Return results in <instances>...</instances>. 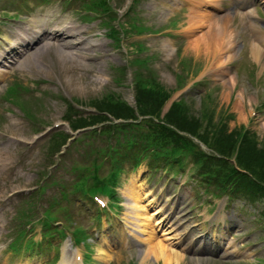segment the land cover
<instances>
[{"label": "rangeland", "instance_id": "1", "mask_svg": "<svg viewBox=\"0 0 264 264\" xmlns=\"http://www.w3.org/2000/svg\"><path fill=\"white\" fill-rule=\"evenodd\" d=\"M102 1L105 6L110 7L111 12L109 9L96 7L98 0H0V32L6 28L8 32L17 30V26L23 23L15 11L37 17L47 13L52 15L51 20L59 21L61 24L67 22L69 26L86 25L87 32L82 34L86 39L80 46H84L88 39L94 40L93 43L95 41L99 43L95 49L85 50L86 55L81 54L82 49L76 48V45L68 48L61 44H51L52 46L46 48L43 46L32 48L31 52L28 51L19 58V61L23 59L19 66L17 65L19 61L13 65L11 75L0 90V192L12 193L2 199L3 205L12 210L4 215V219L7 220L6 218L17 213L20 207L26 206L27 218L33 223L30 226L25 225V228L30 229L26 235L40 239L43 237L40 220L44 211L49 209L54 213L49 227L65 226L66 231L68 230L66 239L62 240L60 245H57L56 231L50 232L53 236L44 237V240L49 239L51 243L57 245V251L53 248L49 250L44 248L35 253L36 249H33L28 253L32 256L28 258L20 257L18 252H9V260L6 263L44 264L48 259L47 264H53L54 261L51 263V259H55L54 264H57L61 257L71 255L75 248L70 241L72 240L70 230L82 227L89 235L87 242L90 245L91 257L85 264L108 263L99 258L101 255L105 259L106 254L102 241L113 248L114 256L108 264H163L161 260H155L152 255H148L147 244L144 242L146 233L137 232L138 240L143 241V245L132 237L127 238L132 241V245L128 247L127 243H120L118 240L120 238L123 241L125 238L129 221L134 220L133 213L141 222L154 225L151 218L154 209L151 205H146L147 200L141 204L143 208H134L138 205L133 204L135 194L131 193V189L135 188L151 190L157 199L162 200L167 196V201L178 203V207H181L180 213L185 214L184 220L191 225L197 224V233H204L209 237L210 232H214V227L215 234L219 236L223 233L224 245L219 253L221 256L195 257L177 245L169 244L164 239L165 236L161 235L160 228L156 227L153 230L156 233L153 242H160L168 250H176L180 254V259L170 264H264V228L261 226L264 218L257 214L259 210L264 216V202L251 204L241 198L232 202L226 197L212 196L210 192L204 190L197 179L190 178L188 168L181 172L175 168L151 170L143 164L136 170L125 171L121 177L120 187L122 194H128L129 198L122 197L121 207L117 212L106 208L97 209L93 204L89 205L83 196H73L70 192L68 200L61 198L56 202L55 199L59 197L61 190L59 182L61 184L67 182V188H71L70 184L78 181L71 179L73 175L77 178L84 173L89 174L91 169L89 160L94 155L92 150L102 147L103 135L94 134L89 128L92 124L86 123L89 117L97 113L95 104L111 102L118 96L121 98L120 101L136 109L134 100L136 90L134 93L132 86L135 75L143 80H155L170 93V99L165 107L172 100L182 99L195 115L203 114L200 110L205 104L214 110L213 118H198L200 122H196L198 125H195L197 137L179 135L182 139L174 144L177 150H189L190 145L184 144L186 139L190 140L191 149L193 148L195 152L191 151L194 154H200L199 150L212 153L218 148L226 155H230L228 149L233 137L231 135L230 139L227 134L234 133V129L242 125L249 126L252 132L254 131L253 134L256 133L260 144L264 142V105H261L264 103V60L259 63L252 58L247 40L251 38V32L249 31L248 36L245 25L241 27L240 21H232V28L235 31H231V38L229 39V34L226 39H221V36L217 35L212 44L214 47L212 46L209 51L206 44L211 36L209 27L205 22H192L193 18L190 22L188 16V19H185V13L189 14L190 7L179 9V3L175 4L168 0ZM131 6L136 13H140L141 10V18L138 21L148 29L142 33L131 34L130 37L118 31L116 38H112L116 41L114 45L115 42L108 40L104 34L107 28L104 27V31L101 25L104 26V22L109 21L113 28L120 27L119 21L112 20V13L117 12L122 20ZM180 11L184 14L178 20L180 22L188 20V23H193L196 30L189 29L188 23L178 30L176 22V25L170 22L175 19L174 13ZM83 13L86 16H80ZM220 23L218 21L213 28H218ZM232 33H237L234 41H241V45L240 47L233 45L231 52L228 47ZM221 42L225 47H222L218 57L213 61V50L217 52ZM223 51L224 55L220 57ZM226 55H230V62L227 68H223V63L228 57ZM183 66L185 70H182ZM181 73L185 79L178 86L176 74ZM13 84L15 89L11 92L10 87ZM253 88L258 90V93ZM209 90L213 93L206 95ZM256 101H259V104L253 115ZM229 113H233L232 118L228 117ZM83 123L86 124L84 127L74 131L73 127H79ZM154 126L152 122L151 124L141 122L142 129L147 133L158 129ZM215 126L225 130L221 139L216 136L218 134L215 133ZM141 127L134 126L133 133L141 134ZM82 129L85 131H81ZM59 130L63 132L58 133ZM68 134L74 144L68 145L69 147L63 151L60 150L62 155L60 154L58 158H64L65 162L55 166L57 164L53 163L56 159L55 152L65 144ZM75 141L78 143L75 144ZM247 142L255 143L254 148L260 150L258 148L260 144L256 140L250 139ZM78 157L82 158L77 160ZM226 157L225 160L231 163L228 156ZM207 158L208 156L203 159L204 173L212 164ZM159 160L156 158V161ZM250 161L253 163V166H250L251 170L241 167L244 169L242 172L245 178L252 180L253 176L264 187L261 180L264 177V158H258L254 154ZM163 165L164 162L161 166ZM214 166L217 169L216 176L208 179V182L225 185L221 176L227 175L229 179L227 184H234V177L238 171L235 173L231 166H227L229 173L223 174L220 171L223 167H219L218 164ZM159 174H162L160 181ZM212 175L214 173H211ZM164 178L166 182L162 185ZM34 186L43 188L35 193ZM85 188L90 189L88 185H85ZM236 195L237 198L241 197V192H237ZM147 209L148 212L145 211ZM94 215L98 217L94 218ZM231 216H239L244 221V226L233 227ZM218 217L224 219V222L221 221L223 224L213 225L209 229L208 222L223 220L217 219ZM256 218L261 221L257 222ZM17 224V218L7 220L5 229L15 230ZM104 226L112 228V234L119 245L113 246L114 238L109 236ZM226 239L232 243L228 244ZM144 255L149 257L145 261L142 260Z\"/></svg>", "mask_w": 264, "mask_h": 264}, {"label": "trees", "instance_id": "2", "mask_svg": "<svg viewBox=\"0 0 264 264\" xmlns=\"http://www.w3.org/2000/svg\"><path fill=\"white\" fill-rule=\"evenodd\" d=\"M136 89H137L136 90V106H137V110L139 111V113L155 115L157 110L159 109L161 102L165 99L166 94L160 92V90L154 87H148V88L143 87V85L141 83L139 84V82L136 85ZM95 108L98 113L92 117H89L88 122L85 121L86 123H89L87 125L93 124L95 122H100L101 120L106 119L107 116L103 114V112H107L109 114H113L118 117L129 118L130 116H133V109L129 107L128 105L124 104V102L121 103L120 100H116V101L113 100L111 102L107 101V103L98 102L95 104ZM185 113H186L185 108L182 104L174 103V105L169 109L168 113L165 115L164 120L166 122H169V123L171 122V123L176 124V126H179L178 129L188 131L190 134L193 135L196 132V129H195L196 122L191 117L187 118ZM84 125L86 124L83 123L81 126L76 127V128L84 127ZM158 127H161V128L159 129V131L156 132L154 139H149L150 138L149 134L146 136L147 137L145 138L146 145L148 146L149 142L151 141L150 144L158 147L159 148L158 151L164 155L170 154V151L177 150L174 144H177L178 140L182 138H180V136L176 134L174 131L168 130L163 124L158 125ZM119 128L122 131L123 140L118 141L116 145L117 147L115 146V148L112 151L111 158L113 159L111 160L113 161L112 164L115 167V172L112 173L106 179L107 184L113 183L114 176L116 175L117 170H118L117 164L121 162L122 160H124L125 157L130 156L131 152L138 153L140 149V145L144 142V140H142V142L139 143V145H138V142L135 145L134 143L135 134L133 133L134 124L129 123V124L120 126ZM216 134H218L216 136L219 139H221V136H223L225 132L224 131L221 132L218 129V132H216ZM227 136L231 139V135L227 134ZM242 138H243L242 141L243 140L244 141L242 142V144H240V147L238 149L237 156H236V163L240 167H246L249 169L250 166H253V163L250 161L251 156L256 154L258 158L259 157L264 158V150L263 149L257 150L256 148H254V143L249 144L247 142L249 141V139H246L244 137ZM235 142H236L235 139H231V143H229L228 151H230V149L233 148V146L235 145ZM185 143L191 145L190 140L185 139L184 144ZM145 150L146 148L143 149V151ZM121 151H123L122 154H121ZM220 151L222 153H225L223 150H220ZM135 160L137 159L135 158ZM226 176L227 175H223L221 177L223 179L224 184L227 186L229 185L227 184L229 179ZM262 179L264 180V177ZM235 183H236V179L234 177V184Z\"/></svg>", "mask_w": 264, "mask_h": 264}, {"label": "bare ground", "instance_id": "3", "mask_svg": "<svg viewBox=\"0 0 264 264\" xmlns=\"http://www.w3.org/2000/svg\"><path fill=\"white\" fill-rule=\"evenodd\" d=\"M224 27V26H223ZM222 26H219L218 28H213L211 27L209 34L211 35L207 41L206 44H208V49L209 51L211 50L212 46L214 47L213 42L216 38L217 35H221L223 31H221ZM56 31L55 35L56 37L59 38V34L64 32V35L69 33V35L71 36H75L77 34V32H80L82 30L78 29L76 30L75 26H71L70 28H63V27H58L56 25V27L54 28ZM77 31V32H76ZM255 34L258 35V32H255ZM18 36H22L25 37L27 36V34H23L21 32L17 33ZM37 36V35H35ZM35 36H32V38L34 39ZM51 37V38H54ZM3 39H6V37H2ZM31 37L28 38L27 41H31L32 40ZM66 38L68 39L69 36L66 35ZM69 42H74L73 40L69 41ZM61 43H53L52 45H60ZM50 41H45L44 45H42L44 48H46L47 46H50ZM51 45V46H52ZM252 51L255 55L256 59H260L262 56V52L260 50V47L258 45H251ZM215 52V49L213 50ZM216 58V56H214ZM2 156V155H1ZM141 186V185H139ZM135 187V186H134ZM131 193H134V200H133V204H137L138 206L134 207V208H143L142 207V203L144 201L147 200V204L146 205H151L152 208H154L155 210H153L152 215H157L160 213V218L156 219L155 221V225L161 227L162 233L161 235H164V239L165 240H176V242H180L182 237L185 236V234L183 235L180 232L175 231V228H173V224H180V219H179V215H174L172 217H170V213H175L174 212V208L172 205H169L168 207L165 206L164 202L163 203H158V201L156 202L155 196L153 194V192L151 191H141L140 193L137 192V190H132L131 189ZM139 194V195H138ZM128 195V194H126ZM155 204V206H154ZM132 206V205H131ZM139 210V209H137ZM145 211H149L148 209ZM133 217L134 220L132 221L133 224H135L138 229H136L135 231L137 232H143V234L146 233L147 237L145 238L146 240L144 241L147 244V250H148V255H152V257L155 260H161L163 264H170L172 262H176L177 260L180 259V254L178 252L173 251V250H168V248L165 247V245H163L160 242H153V237L155 235V231L153 232V230L155 229L153 226L150 225L149 222L147 223H143L140 221L139 217H137V215L135 213H133ZM176 218V220L174 222H171L172 218ZM166 222L167 223V227H163V223ZM147 228H150V230H146ZM132 228L130 227L129 230H131ZM183 229H187V226L184 225ZM134 230V229H133ZM134 235V234H133ZM136 238V237H135ZM186 238H190L191 241H194L189 232L186 233ZM173 240L171 241L173 243ZM194 248V247H193ZM109 251V250H108ZM112 258L111 253H108L107 257L105 258L106 261H109ZM146 258H149L147 255H144L142 260L145 261ZM58 264H68V262L66 260H60V262Z\"/></svg>", "mask_w": 264, "mask_h": 264}]
</instances>
